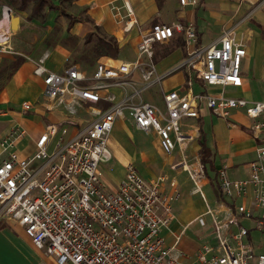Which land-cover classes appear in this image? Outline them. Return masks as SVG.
Segmentation results:
<instances>
[{
  "label": "built area",
  "instance_id": "built-area-1",
  "mask_svg": "<svg viewBox=\"0 0 264 264\" xmlns=\"http://www.w3.org/2000/svg\"><path fill=\"white\" fill-rule=\"evenodd\" d=\"M180 2L196 5L199 0ZM176 31L185 34L187 55L174 70L192 69L209 85L244 84L245 42L238 39L233 28H225L217 40L200 46L194 22L153 23L141 37L135 61L123 60L118 65L101 62L92 74L77 64L55 72L44 65V58L35 62V73L44 76V98L54 102L51 107L59 105L75 113V106L84 102H109L106 108L93 105L96 117L68 139L64 138L67 125L49 122L30 157L21 156L14 148L24 128L13 126L0 138V154L8 152L0 159V214L17 220L35 246L55 256L60 264H264V252L256 251L246 239L249 229L233 216L219 218L209 204L207 213L212 216L218 243L203 244L196 260L188 261L189 254L176 249L177 241L168 245L162 235V229L175 217L173 201L179 198V191H162L159 179H145L131 162L118 188L111 190L104 181L100 164L112 157L110 137L117 118L126 112L138 128L158 132L167 156L177 145L184 151L195 138L193 132L183 128V119L199 116L202 104L223 116L243 108L254 118L252 131L264 129V100L174 89L164 93L162 111L150 102L134 101V95L118 99L110 91L111 87L131 84L129 74L143 65L144 57L149 58L151 72L146 70L143 75L154 74L155 43L170 39ZM3 50L0 47V57ZM24 106L30 107V103ZM59 134L60 138L53 141ZM52 143L55 147L50 150ZM257 153L247 178H230L226 166L218 170L223 195L247 197L252 192L255 204L264 206V145ZM180 165L190 172L195 190L206 199L199 170H192L185 157L173 164ZM236 207L239 213L253 216L245 203ZM198 220L206 224L204 216ZM232 224L237 225V231L231 230ZM256 226L263 227L264 220L258 218Z\"/></svg>",
  "mask_w": 264,
  "mask_h": 264
},
{
  "label": "crops",
  "instance_id": "crops-1",
  "mask_svg": "<svg viewBox=\"0 0 264 264\" xmlns=\"http://www.w3.org/2000/svg\"><path fill=\"white\" fill-rule=\"evenodd\" d=\"M53 1L59 4V0ZM262 1L264 0H199L198 4L192 5L182 4L180 0H71L59 4L58 9L46 8L44 15L33 18L29 17L30 8V13L25 15L29 19L25 18L27 22L42 16L46 19L49 12L59 11L64 16L66 30L71 35L77 39L82 38V42H93L95 61L92 64H86L82 56L83 51H75L67 46L45 45L39 50L38 46L41 44L39 43L34 45L33 49L28 48L31 50L29 53L23 51L24 44L27 43H23L22 34L30 37L31 26L25 25L21 17L16 23L14 13L16 10H23L7 3L0 5V39L4 41L1 44L4 50L0 57V138L4 137L13 126L19 125L24 128L25 133L18 139L14 148L21 156L30 157L36 150V140L45 131L49 122L68 126L65 139L76 134L96 117L92 111L93 105L106 108L109 102L105 100L96 104L84 102L83 105L75 106V113L59 105L51 107L54 102H47L44 98V76L35 73V62L44 58V65L55 72H63L69 65L77 64L87 74H92L101 62L118 65L123 60L135 61L138 58L139 42L143 33L155 22L181 21L185 24L194 22L198 44L204 47L217 40L225 28H233L238 39L245 42L248 52L242 66L244 84L242 86L209 85L197 78L194 70L183 67L182 70L174 71L164 77L161 83L156 82L144 89L140 92L142 99L137 100L150 102L162 111H165L164 93L174 89L180 92L189 89L194 92L206 90L253 101L264 100V3L258 5ZM127 2L134 10L131 19L127 16L128 8L125 6ZM249 10H253V13L246 17ZM72 15L88 17V19L71 22ZM126 19L134 21L132 27L126 26L129 23L127 21L125 24ZM101 39L116 41L119 46L118 52L112 54L99 51L97 45ZM169 41L171 43L167 52L157 56L155 52L154 55L156 70L159 73L176 67L187 55L184 33L176 31L165 43ZM11 49L16 51L12 52ZM142 61L141 67H147L149 58L144 57ZM141 67L129 74L131 84L126 87H111L110 91L114 92L118 99L131 95L139 89L138 83L142 81ZM189 79L192 80V84L188 83ZM244 86L246 88L243 90ZM130 89L134 90L133 93H129ZM136 97L134 95V101L139 102L135 100ZM25 101L31 102L30 109L23 108L22 104ZM200 107L199 116L183 119V128L193 132L195 138L184 151L180 145H177L170 156H167L162 148L158 132L153 128L150 130L138 128L132 116L126 112L124 117L117 118L110 137L109 144L113 155L108 161L100 164L104 181L111 190L118 188L125 177L126 166L131 162L145 179H159L162 191L180 192L179 198L173 201L175 217L162 229V235L168 245H173L177 241L176 249L187 252L188 261L191 262L196 260V254L203 244L210 243L216 246L218 243L212 216L207 213L208 204L219 218L225 219L230 216L235 217L236 213L241 214L237 211L236 205L245 203L253 211L254 225L258 218L264 220V206L254 204L252 192L247 197L224 195L225 198L221 200L215 191V186H219L217 175L221 167L226 166L229 177L233 179L250 176V162L258 157V147L264 145V129L253 132L251 127L254 118L250 117L243 108L233 109L229 116H223L211 107L203 104ZM47 109L58 110L65 115L52 120L44 116V111ZM241 117L246 119L243 120ZM192 118L197 120L193 121ZM202 130H204L205 143L211 149L212 165L210 162L206 165L202 163V144L199 138ZM146 133H153L152 142L148 140ZM59 138L60 134L53 141ZM54 147L52 143L49 149L53 150ZM7 155V151L2 152L0 159ZM183 157L192 170L198 171L193 168L196 164L191 162V157H197L201 167L206 166V171L215 180L204 178L201 181L206 199L195 190L196 185L190 172L181 165L173 166ZM138 158L141 160L139 163ZM142 164L147 174L141 170ZM180 169L185 170L189 176L181 178L179 173H176V170ZM186 180L193 182L188 190L189 195H185L184 191ZM207 185L210 187L209 194ZM195 195L197 196L194 197ZM210 196H213V201ZM221 214L224 216L220 217ZM199 216L205 217V225L200 223ZM195 224L202 227L194 228ZM231 230L237 231V225L234 227L232 224ZM246 239L250 241V231ZM0 264L60 263L55 256L37 248L17 220L0 214Z\"/></svg>",
  "mask_w": 264,
  "mask_h": 264
},
{
  "label": "rangeland",
  "instance_id": "rangeland-1",
  "mask_svg": "<svg viewBox=\"0 0 264 264\" xmlns=\"http://www.w3.org/2000/svg\"><path fill=\"white\" fill-rule=\"evenodd\" d=\"M55 1H57V0H55ZM5 3H6L5 0H2L0 2V5H3V4L5 5ZM263 3H264V1L259 2L258 5L263 4ZM125 6H127V8H128L127 9L128 10V12H127L128 15L127 16H129V19L133 18L132 17L134 15L133 8L129 5L128 2L126 3ZM252 11L253 10H249L246 13V17L251 15L253 13ZM16 13L18 15H16ZM29 13H30V7H28L26 10H23V11L16 10V12L14 13L15 16L13 15L16 18V23L22 18V21H24L25 25H29L30 24V26H31L30 37H26V35L24 33L22 34L23 43H27V45L24 44L23 51H26V52L29 53L31 50L28 49V48H32L33 49L35 47L34 45H37L39 43H41L40 46H38L39 50L41 49L42 46H45V45L46 46H50V45L67 46V47H70L71 49L73 48L75 51L76 50H79L80 52L83 51L82 52V56H83V59L86 61V64L87 63H89V64L94 63V61H95V56L94 55L95 54H94V49H93V42H90V41L82 42V38L77 39V38H75V36L71 35V33L68 30H66L64 16L59 11H51V12H49V14L46 17V19L42 16V17H39V18H36L34 20H30L29 22H27V20L25 18H27L26 14H29ZM124 18H126V17H124ZM129 19H126L125 24L127 23V21H129ZM9 21H11L10 18H9ZM46 34H47V36H46ZM166 41H159V42L155 43L156 56L160 55V54L163 55L165 52L168 51V48L170 47L169 44L171 42L169 41L166 44L165 43ZM3 42L4 41L2 39H0V47H3L1 45ZM31 43H32V45H31ZM11 50H13L12 52L16 51L14 49H11ZM153 63H155V59H153ZM150 64H152V63H150ZM149 69H150V67H141L140 68V70L142 72V81H141V83H138L139 89H137L134 93H133V91H134L133 89L129 90V93H133L131 95H136L137 96L135 98V100L142 99V96L140 95V92H142L144 89H147V87H151L156 82L157 83H161L164 77L169 76L174 71L182 70L183 67L181 69H176V70H174L172 68L173 70H170V72L167 73L165 76H163L164 72L163 73H159L158 71H156L152 75L144 76L143 72L146 71V70H149ZM156 75H157V78H156ZM160 78H162V79H160ZM245 88H246V86H244L242 89L244 90ZM240 93H243V92H240ZM139 100H137V101H139ZM26 102H28V103H31V102L25 101L22 104L23 108L27 110V109H30V108L24 106V104ZM64 115L65 114L63 112H60V111L54 110V109H47L46 111H44V116L49 118V119L51 118L52 120H57L58 118H60V117H62ZM241 118L243 120L246 119V118H243V117H241ZM192 119H193V121L197 120L195 118H192ZM146 135H147L148 140L150 142H152L153 141V137H154L153 133H146ZM140 161H141L140 158H138L137 162L139 163ZM191 162L196 164V165L193 166V168L199 170V174H200L199 177H200L201 181H203L204 178H208V179H211V181H215L213 179V177L210 176L208 174V172L206 171V169H207L206 166L204 167L202 165V167H201L200 163L198 162V158L197 157H191ZM140 167H141V170L143 171V173L147 174V172H146V170L144 168V164H142ZM185 172L186 171L183 170V169L176 170V173H179V176H181V178H185V176H189L188 173H185ZM192 184H193L192 180H186V183L184 184L185 195H189L190 194L188 192V190L192 186ZM206 189H207L208 194H209L210 193L209 185L206 186ZM181 193H182V191H181ZM196 196L197 195H195L194 197H196ZM210 197H211L210 199L213 201V196H210ZM254 204H255V202H254ZM223 216H224L223 214L220 215V217H223ZM235 217H236V220H237L238 223L243 224L244 226H246L249 229V231H250V242L252 243L254 249L256 251H258V252H260V251L264 252V226L263 227H258L256 225H254L253 224V219H254L253 216L252 217H247V216H244L242 214L236 213ZM201 227L198 224L194 225V228H197V229L201 228ZM234 227H236V224H234ZM213 234H214V232H213Z\"/></svg>",
  "mask_w": 264,
  "mask_h": 264
},
{
  "label": "trees",
  "instance_id": "trees-1",
  "mask_svg": "<svg viewBox=\"0 0 264 264\" xmlns=\"http://www.w3.org/2000/svg\"><path fill=\"white\" fill-rule=\"evenodd\" d=\"M1 1L2 0H0V2ZM69 1L71 0H59V4H65ZM5 2L8 5L10 6L13 5L17 9H20V10H26L28 7H30L31 13L29 17L31 18L37 15H44L43 12L46 8H51V9L59 8V4L55 3L53 0H5ZM79 19L86 20L88 19V17H76L73 15L71 16V22H74ZM97 48L99 51H104V52L106 51L112 54L117 53L119 50L118 44L113 39L108 40V41H103V39H101L98 42ZM199 138L202 144V149H201L202 150V154H201L202 163L206 165L207 162H210L212 165L213 161L211 159V149L205 143L204 130H202V133L200 134ZM215 191L219 199L223 200L225 198L222 192L220 191L219 186L217 185L215 186Z\"/></svg>",
  "mask_w": 264,
  "mask_h": 264
},
{
  "label": "bare ground",
  "instance_id": "bare-ground-1",
  "mask_svg": "<svg viewBox=\"0 0 264 264\" xmlns=\"http://www.w3.org/2000/svg\"><path fill=\"white\" fill-rule=\"evenodd\" d=\"M133 23H134L133 20H129L128 28H129V27H132ZM147 72L149 73V72H151V71H150V70H149V71L147 70Z\"/></svg>",
  "mask_w": 264,
  "mask_h": 264
}]
</instances>
